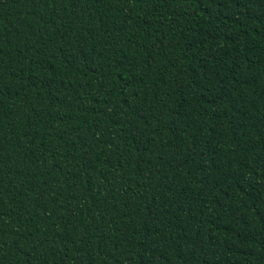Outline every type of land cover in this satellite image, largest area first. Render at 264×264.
I'll return each mask as SVG.
<instances>
[{"label":"trees","instance_id":"16d2710c","mask_svg":"<svg viewBox=\"0 0 264 264\" xmlns=\"http://www.w3.org/2000/svg\"><path fill=\"white\" fill-rule=\"evenodd\" d=\"M0 264H264V0H0Z\"/></svg>","mask_w":264,"mask_h":264}]
</instances>
